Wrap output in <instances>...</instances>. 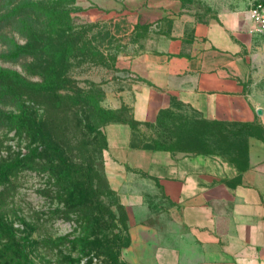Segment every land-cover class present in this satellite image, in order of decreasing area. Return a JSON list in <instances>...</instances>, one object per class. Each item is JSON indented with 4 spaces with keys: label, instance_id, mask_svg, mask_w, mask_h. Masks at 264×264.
Here are the masks:
<instances>
[{
    "label": "rangeland",
    "instance_id": "obj_1",
    "mask_svg": "<svg viewBox=\"0 0 264 264\" xmlns=\"http://www.w3.org/2000/svg\"><path fill=\"white\" fill-rule=\"evenodd\" d=\"M179 6L210 13L208 0H0V70L22 82L0 81V264H135L107 179L110 124L176 156L245 150L258 125L175 100L156 123L132 121L140 61Z\"/></svg>",
    "mask_w": 264,
    "mask_h": 264
},
{
    "label": "crops",
    "instance_id": "obj_2",
    "mask_svg": "<svg viewBox=\"0 0 264 264\" xmlns=\"http://www.w3.org/2000/svg\"><path fill=\"white\" fill-rule=\"evenodd\" d=\"M208 1L210 13L179 6L141 59L147 85L132 121L156 123L175 100L211 121L259 127L233 157L145 149L130 123L106 127L108 184L127 213L135 264H264V35L254 0Z\"/></svg>",
    "mask_w": 264,
    "mask_h": 264
},
{
    "label": "built area",
    "instance_id": "obj_3",
    "mask_svg": "<svg viewBox=\"0 0 264 264\" xmlns=\"http://www.w3.org/2000/svg\"><path fill=\"white\" fill-rule=\"evenodd\" d=\"M250 17L254 31L264 35V1L254 0L250 8Z\"/></svg>",
    "mask_w": 264,
    "mask_h": 264
},
{
    "label": "trees",
    "instance_id": "obj_4",
    "mask_svg": "<svg viewBox=\"0 0 264 264\" xmlns=\"http://www.w3.org/2000/svg\"><path fill=\"white\" fill-rule=\"evenodd\" d=\"M8 79H12L15 82H17L18 84H21L22 83L21 82V79L19 78V75L17 73L11 72V71H6V70H0V81H4V80H8ZM132 128H133V132H134V127L132 126ZM137 146L138 147L145 148V149H154L155 148L154 146H152L148 142H146L144 144H137ZM1 226H2V223H1V220H0V228H1ZM0 236H2L1 233H0Z\"/></svg>",
    "mask_w": 264,
    "mask_h": 264
},
{
    "label": "water",
    "instance_id": "obj_5",
    "mask_svg": "<svg viewBox=\"0 0 264 264\" xmlns=\"http://www.w3.org/2000/svg\"><path fill=\"white\" fill-rule=\"evenodd\" d=\"M258 114H260V115H261V114H262V110H258Z\"/></svg>",
    "mask_w": 264,
    "mask_h": 264
}]
</instances>
